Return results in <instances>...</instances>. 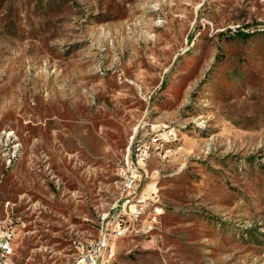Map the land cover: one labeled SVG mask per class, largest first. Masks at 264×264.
Here are the masks:
<instances>
[{
    "label": "rangeland",
    "instance_id": "rangeland-1",
    "mask_svg": "<svg viewBox=\"0 0 264 264\" xmlns=\"http://www.w3.org/2000/svg\"><path fill=\"white\" fill-rule=\"evenodd\" d=\"M169 127L153 237L99 250L132 136ZM0 225V264H264V0H0Z\"/></svg>",
    "mask_w": 264,
    "mask_h": 264
},
{
    "label": "built area",
    "instance_id": "built-area-1",
    "mask_svg": "<svg viewBox=\"0 0 264 264\" xmlns=\"http://www.w3.org/2000/svg\"><path fill=\"white\" fill-rule=\"evenodd\" d=\"M173 128L158 129L152 132L146 139H138L135 133L126 150V156L122 157L117 170V184L123 185L122 194L112 209L103 215L99 225V250L108 249L112 241L126 238L128 234L148 236L155 230L156 222L149 220V224L133 225V218L140 214L141 208H148L149 203L145 198H138V189H143L144 183L150 178L148 165L150 163V149L153 142H160L162 138L171 137ZM169 152L164 153V158ZM152 214V213H151ZM156 216L162 213L157 208ZM13 235L6 233L0 225V253L2 257L13 255ZM81 263L96 264L97 252L89 253ZM1 264H4L3 262Z\"/></svg>",
    "mask_w": 264,
    "mask_h": 264
},
{
    "label": "crops",
    "instance_id": "crops-1",
    "mask_svg": "<svg viewBox=\"0 0 264 264\" xmlns=\"http://www.w3.org/2000/svg\"><path fill=\"white\" fill-rule=\"evenodd\" d=\"M142 195H143V197H144L145 199H147L148 203L151 205L152 202L150 201V199L153 200V198H154L153 195H152L151 193L147 192V190L143 191ZM151 213H152V212H151ZM150 219H151V220H154V222H157L158 217H157L155 214L152 213V214L150 215ZM149 223H151V222H147L146 224H149ZM155 229H156V225H155ZM154 231H155V230H154ZM154 231H153V233H154ZM128 237H129V238H134V237L148 238V237H153V236H152V233H151L150 235H148V236H145V237L138 236V235H134V234H128V236H127L126 238H123V239H121V240H129ZM148 239H149V238H148Z\"/></svg>",
    "mask_w": 264,
    "mask_h": 264
},
{
    "label": "trees",
    "instance_id": "trees-1",
    "mask_svg": "<svg viewBox=\"0 0 264 264\" xmlns=\"http://www.w3.org/2000/svg\"><path fill=\"white\" fill-rule=\"evenodd\" d=\"M237 34L239 35V39L243 40L244 42H247L249 39L252 38L251 36L243 34L241 32H238ZM14 36H16V35H14Z\"/></svg>",
    "mask_w": 264,
    "mask_h": 264
},
{
    "label": "bare ground",
    "instance_id": "bare-ground-1",
    "mask_svg": "<svg viewBox=\"0 0 264 264\" xmlns=\"http://www.w3.org/2000/svg\"><path fill=\"white\" fill-rule=\"evenodd\" d=\"M138 217V216H137Z\"/></svg>",
    "mask_w": 264,
    "mask_h": 264
}]
</instances>
